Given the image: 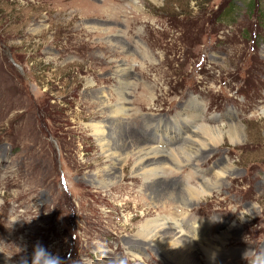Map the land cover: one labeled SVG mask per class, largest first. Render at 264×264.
I'll list each match as a JSON object with an SVG mask.
<instances>
[{
	"label": "rangeland",
	"instance_id": "rangeland-1",
	"mask_svg": "<svg viewBox=\"0 0 264 264\" xmlns=\"http://www.w3.org/2000/svg\"><path fill=\"white\" fill-rule=\"evenodd\" d=\"M121 92L123 122L162 157L186 137L185 106L194 130H224L216 145L196 130L207 150L159 175L178 192L176 177H228L158 212L185 215L189 234L195 221L209 238L227 233L216 264H264V0H0V264L169 263L127 256L159 202L112 134ZM95 124L123 160L106 161ZM95 173L123 177L108 191L88 183Z\"/></svg>",
	"mask_w": 264,
	"mask_h": 264
},
{
	"label": "bare ground",
	"instance_id": "bare-ground-1",
	"mask_svg": "<svg viewBox=\"0 0 264 264\" xmlns=\"http://www.w3.org/2000/svg\"><path fill=\"white\" fill-rule=\"evenodd\" d=\"M119 72H123V69L117 70L116 73ZM123 94L124 93L121 92L119 94L120 96L118 95V103H115L114 106L107 107L108 109L106 110L114 124H119L118 127L120 128H118L119 131L112 132V134H115L118 141H121L123 147H125V144L128 147L130 145L134 147V149L131 150L128 147H125V151H127V153H125V162H127L130 158L134 160L135 169L132 177L133 181L138 180L139 178L146 181L141 195L146 196L148 194L149 197L152 198L153 202H159L156 207L148 208L145 214H143V220H141V223L133 236L136 241L133 242V240H128L129 247L127 249V256L139 259L140 252H150L151 249L155 250L164 258L169 260L168 264H216L215 260L220 258L218 255L219 246L223 243L226 244L224 238L228 235L227 233L224 234L225 236L221 234L215 239L209 238V236L206 235V232H204L205 225L201 223V221H195L193 222L195 225L190 229V234L192 235L190 236L188 231L184 230V226L187 225L188 221H190L187 217H185V215H181L178 221L174 215L171 214L169 216H162L158 211H160L161 208L165 209L166 206L170 207L173 202L175 203V201L182 203L185 209L190 208L193 206V202L198 196L201 197L204 193L206 194L207 190H215L217 185L222 183L228 175L222 171L217 172L214 174V178L212 180L201 178L198 186L195 185L191 179L189 180L188 178H183V180H180L179 178L182 177H176L175 181L181 183V191L178 192L173 188L174 185L172 178L167 180L164 176L161 177L159 172H162L165 168L172 169L173 166L180 168L181 164L183 166V163L188 162L194 156L202 155L204 151L207 150V145L202 141L200 142L194 135L196 130L204 132L205 134L210 133L212 136H216L215 145L219 142L218 140L222 138L224 130L218 127L211 128L203 124L194 130L199 121H201L200 117L194 116L193 111L191 112L187 110L188 107L185 106L186 113H183L180 115L181 117L178 118L186 125V129L184 131L186 139L184 138L183 142L179 143L177 146L171 147V150H169L170 154H168V157L165 158V152H162V150L155 147V145H150L147 141H143L138 131L136 132L132 128H128V123L126 124L123 122L126 117ZM102 98L104 99L103 105L105 107L108 105V100L104 96ZM190 112L192 113L191 115L189 114ZM146 123L150 124L151 122L150 120L149 122L147 120ZM91 129H93L94 135L97 137L101 154L106 158V161H109L112 164L113 162L115 163V161L120 162L123 160L120 156L121 152L119 153L120 150H118L114 145L111 146L110 139L107 135H105V131H103L101 126L95 124L92 125ZM228 134L231 137V140L236 138L238 134L237 127H229ZM143 135H146L145 131ZM162 141L164 142V139H162ZM160 153H163L164 156L162 157ZM122 177V175L117 176L115 174L95 173L87 181L91 184H100L105 190L109 191L112 188L116 189V187L120 185L119 181ZM116 179L118 180L115 181ZM150 216L153 218H150ZM231 231V227H228V232ZM192 238L196 240L195 243ZM196 254L203 255L204 263H200L196 260ZM155 258L154 262H157L155 261Z\"/></svg>",
	"mask_w": 264,
	"mask_h": 264
},
{
	"label": "clouds",
	"instance_id": "clouds-1",
	"mask_svg": "<svg viewBox=\"0 0 264 264\" xmlns=\"http://www.w3.org/2000/svg\"><path fill=\"white\" fill-rule=\"evenodd\" d=\"M121 264H123V262H121Z\"/></svg>",
	"mask_w": 264,
	"mask_h": 264
}]
</instances>
